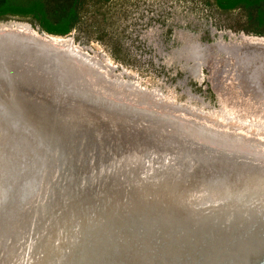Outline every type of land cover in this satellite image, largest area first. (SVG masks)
Wrapping results in <instances>:
<instances>
[{
	"label": "rangeland",
	"instance_id": "obj_1",
	"mask_svg": "<svg viewBox=\"0 0 264 264\" xmlns=\"http://www.w3.org/2000/svg\"><path fill=\"white\" fill-rule=\"evenodd\" d=\"M13 27L66 43L71 40L76 48L108 66L111 77L123 84L117 88L104 83L95 70L74 64L71 59L56 63L55 71L41 69L40 60L33 56H20L19 60L16 55L0 52V191L6 192L2 198L6 201L0 200V250L22 212L36 211L47 202L52 212L59 209L58 191L63 192L65 181V196L73 192L69 189L73 187L103 194L108 186L105 183L113 178L131 179L139 185L149 181L152 185L155 172L162 171L163 180L179 184L181 179L187 190L188 184L203 188L212 176L225 181L237 176V181L243 172L238 168L241 162L248 168L264 164L259 157L240 154L237 148L241 137L248 145L249 141L253 146L264 145V68L252 71L250 62L236 61L235 56L216 47L220 42L236 46L244 41L264 43V0H0V29ZM182 34L191 35L201 46L207 45L210 62L201 65L200 77L198 71L190 70L193 61L180 57L186 50ZM104 67L103 71L109 69ZM88 81L97 84L98 91L85 88ZM135 90L142 93L144 101ZM93 95H102L114 104L94 100ZM92 98L101 107L111 104L114 113L110 118L122 120L129 131H135L134 138H111L106 125L95 126L94 110H103L97 106L91 105L89 113L79 118L77 113L84 112L81 104ZM128 104L136 107H132L134 111ZM11 116L19 121L29 145L17 144L15 128L7 120ZM70 120L74 134L68 126ZM86 123L88 135L80 137ZM145 128L152 136L142 135L141 139L140 132ZM216 159L235 163L237 172L230 171L233 164L227 166L229 171H218L213 163ZM196 162L208 163L198 167ZM31 185L33 199L24 195ZM138 190L145 192V188ZM54 198L55 203L50 205ZM125 200L123 203L129 202ZM241 203L238 205L251 204ZM94 205L84 203L85 216L97 211ZM214 205L207 204V211H214ZM225 206L236 208L231 201L219 204L217 211H226ZM12 215L15 219L8 223L6 219ZM226 216L229 220L233 215ZM83 219L74 221L75 228ZM111 262L123 264L124 259Z\"/></svg>",
	"mask_w": 264,
	"mask_h": 264
},
{
	"label": "bare ground",
	"instance_id": "obj_2",
	"mask_svg": "<svg viewBox=\"0 0 264 264\" xmlns=\"http://www.w3.org/2000/svg\"><path fill=\"white\" fill-rule=\"evenodd\" d=\"M52 38L51 36L46 37L37 35L30 30L14 27L2 28L0 29V52L7 55H16L19 57V60L20 56L23 57V59H32L33 56L40 60L39 66L41 69L50 67L55 71L57 70L56 63L59 61L63 63V60L66 59L68 62V59H71L74 61V64L78 63L83 65V68L95 70V75H100V81L104 82L103 75L106 73L104 71L103 74L99 70V67L101 69L104 67L100 61L89 59L83 51L68 46L64 41L54 40ZM186 38L187 44L184 46L186 48L185 55L188 60L194 61L191 72L196 73L198 71L197 76L199 77V65L210 62V56L206 55L207 45H205V47L201 46L198 42L194 41V37L192 38L191 35L186 34ZM243 43L236 46L233 43L224 44L220 42L216 44V47H219L220 51L225 52L229 56H235L234 59H236V61L245 60L247 63L250 62L251 65L249 67H251L252 71L258 68H264V43H254L251 41H247L245 44ZM34 64L36 65L35 61L33 62V65ZM3 67H5V65H3ZM10 67L13 68L11 65ZM76 71L77 70H75V72ZM73 72L74 71H72V73ZM68 73H71V71ZM70 79L69 81L73 82V80ZM72 84V86L75 85L74 83ZM97 86L98 85L94 82L91 84V82L88 81L85 88L92 92H96L98 90H96ZM93 96L95 97V95ZM101 96H96L94 100L99 98L103 102L114 104L112 100H107ZM92 100L93 98L91 101H87L88 103L86 102L84 105L81 104L84 112L79 111L77 113L78 117L80 118V116L84 117L87 115L86 113H89L90 108H92L91 105L97 106L98 109L103 110H101V112L97 109L96 111L94 110V112L97 113L95 126L101 125L102 123L109 128V137L111 136V138H114L118 136L126 141H130L132 131H129L119 118H110L109 115L114 113L110 110L111 104H108V106L105 105L106 107H101L99 103ZM118 105L120 104L118 103ZM132 107L130 109H132ZM1 109L2 108H0V110ZM70 110L71 112L73 111L71 108ZM104 110L108 112H104ZM5 112L4 110V114ZM90 116L93 117L92 115ZM144 116H146V114ZM170 116L172 115L170 114ZM66 119L69 118L66 117ZM7 120H9V124L15 128L13 135L16 138L17 144L21 147L29 145V140L25 136L26 134L19 129L20 125L16 117L11 116ZM87 124L89 123H86L85 129L82 130L80 137L88 135ZM71 125L72 122L70 120L68 124L70 129ZM263 126L262 124V128H264ZM71 130L72 134H74L75 126L74 128L72 127ZM143 131L145 132H140L143 133V136L146 135V138L151 137L150 131H147L146 128ZM229 132L232 134V131ZM238 137L235 136L237 139ZM241 139L244 138L241 137L240 141L238 140L240 142L238 146L233 145L237 146L239 152L241 151L240 154H250L264 160V145L253 146L252 141H249L250 143L248 145V141H243ZM229 141L232 140L230 139ZM236 143L237 142L234 141V144ZM177 153L175 152V157H177ZM14 158L15 157H13V159ZM221 162L222 161L218 159L213 162L216 169L220 172L227 170L232 164L234 167L235 164L232 162ZM207 163L208 162H196L198 167H203L202 164ZM247 163L249 164L248 161ZM6 165L8 166V164ZM3 166L4 165H2V168ZM247 166L242 162L239 164L238 168H243V172L239 174L237 181V176H232V180H226L228 183H225L223 179L217 180L218 176H212L208 177L209 183L205 184L203 188H201L200 184H188L186 186L187 190H185V185L182 183L181 179H179L181 182L179 184H175V182L171 181L167 182V178L163 180L161 178L163 177L161 175L163 173L162 171L155 172L153 179L154 184L152 185L148 184L149 181L144 185H139L134 184L131 179L127 181L123 178H117L118 180L115 181V178H113L105 183L108 186L103 189V194H92L91 192H87V190L73 187L69 188L70 190L72 189L73 192L65 196L64 192L68 189V185L64 187V184L67 182L65 181L61 186L63 192L61 193V191H58V193H60L58 196H60L61 199L56 202L58 204L56 209L59 208L57 211L52 212L53 209L49 207V203L47 202L36 211L29 210L28 212L27 210L18 216L17 225L15 224L14 228L9 230L4 241V246H1L0 264H116L111 261L115 260L116 262L123 259V264H264V164L259 162V164L254 167L248 168ZM230 171L235 174L237 168L234 167V169ZM211 175H213V173H211ZM222 176L223 174L221 177ZM3 180L5 179L3 178ZM142 188H145V192L143 190H138ZM33 190L34 186H29L28 189L25 190L24 195L34 198ZM196 191L199 193H196ZM5 194V191H0V200L6 201L5 198L2 199L6 197L4 196ZM228 196H230V198L226 202L232 201L236 205V209L227 208L228 205L225 206V208H227L226 211L214 210L215 212L210 213L208 216L204 215L203 217L201 216V218H195V214H197L198 217L205 203L210 205L216 203L215 206H218L217 203L222 201H220V199ZM56 198L52 200L50 205L55 203ZM125 198H128V203H123ZM241 201H247L248 204L251 203V207L248 209L246 207H241L238 205L242 204ZM88 202L94 203L95 205L93 208L96 207L97 211L91 212L88 216H85L84 203ZM0 203H2V201ZM197 204H199L200 207L202 206V208H199ZM118 207H120V212L118 211ZM205 207L207 211L208 206ZM190 211H194V215L191 214L190 216ZM88 212L89 211H87V213ZM229 214L233 215L234 218L232 221L229 219L228 221L230 222L225 221L226 225L221 226L222 232L221 229L212 231L211 227L214 221ZM13 216L15 215H12V217L10 216L6 221L12 223L15 219ZM78 218L84 219L79 223V226L75 228L74 221ZM194 224L200 226V232L197 233L198 227H195ZM228 226L233 229L227 230L226 227ZM17 235L19 236L18 239H16ZM192 243L195 248L192 246ZM5 244H7V246ZM132 245L135 247L131 248L130 246ZM119 247H122V250H119ZM81 249H83V252ZM124 255L126 256L125 258ZM187 256H189V258H186ZM183 260H187V262L184 263Z\"/></svg>",
	"mask_w": 264,
	"mask_h": 264
},
{
	"label": "water",
	"instance_id": "obj_3",
	"mask_svg": "<svg viewBox=\"0 0 264 264\" xmlns=\"http://www.w3.org/2000/svg\"><path fill=\"white\" fill-rule=\"evenodd\" d=\"M100 112H101V111H100ZM113 118H115V117H113ZM134 133H135V131L132 132V134H134ZM140 134H141V138H142L143 133H140ZM150 135L152 136V134H150ZM132 138H134V137L132 136V137H131V140H132ZM225 183H228V182L225 181ZM200 190H201V189H200ZM200 190H199V191H200ZM196 193H198V191H196ZM229 198H230V196H228V197H226V198H223V199H220V201L222 200V203H219V204H220V205L225 204V202H226ZM183 199H184V197H183ZM187 199H188V196H187ZM230 203H231V202H230ZM219 204H217V205H219ZM226 204H227V202H226ZM197 205H199V204H197ZM205 206H207V203L204 204V208L201 209L202 211H200V213L198 214V217H197V214H195V215H196L195 218H201V216L203 217L204 215H205V216H208L210 213L214 212V211H211V212H210V211H206V210H205V208H206ZM198 207H199V208H202V206L200 207V205H199ZM241 207H245V206H241ZM250 207H251V206H249V207L246 206L247 209L250 208ZM232 208H233V209H236L235 207H232ZM207 209H208V208H207ZM195 210H196V207H195ZM214 210H218V209H217V206H215V205H214ZM193 212H194V211H190V212H189V213H190L189 215H190V216H191V214L194 215ZM208 212H209V213H208ZM229 215H230V214H229ZM211 217H212V216H211ZM211 217H210V218H211ZM226 217H227V216H226ZM210 218H209V219H210ZM233 218H234V217L231 216V217H230V221H232ZM218 219H219V218H218ZM223 221H224V222H223ZM225 221H228V219H226L225 216H223V218H221V219H219V220L216 219V220L214 221L212 227H211V228H212V231H214V230H215V231H218L219 229H221V226L226 225V224H225ZM230 221H228V222H230ZM219 222H220V223H219ZM195 223H196V222H195ZM194 225H195V227H198V231H197V233L200 232V226H198V224H194ZM226 228H227V230H228V229H233V228H230V226H228V227H226ZM234 228H235V227H234ZM221 232H222V229H221ZM202 233H203V232H202ZM216 234H217V233H216ZM232 240H233V239H232ZM232 240H230V241H232ZM202 241H203V240H202ZM202 241H201V242H202ZM192 246L194 247L193 243H192ZM194 248H195V247H194ZM186 258H189V256H187ZM184 259H185V258H184ZM183 261H184V263L187 262V260H183Z\"/></svg>",
	"mask_w": 264,
	"mask_h": 264
},
{
	"label": "flooded vegetation",
	"instance_id": "obj_4",
	"mask_svg": "<svg viewBox=\"0 0 264 264\" xmlns=\"http://www.w3.org/2000/svg\"><path fill=\"white\" fill-rule=\"evenodd\" d=\"M182 35H185V36H183L182 37V41H183V44H184V46L187 44V38H186V34H182ZM68 46H70V47H74V48H76V46H74V44H73V42L71 41V40H68V42L66 43ZM76 49H78V48H76ZM80 50V49H79ZM87 55V54H86ZM180 57H183V58H186V55H185V52L184 53H181V55H180ZM87 58H91V59H93V60H97V59H95V58H92V57H90V56H88L87 55ZM187 59V58H186ZM99 61V60H98ZM187 61V60H186ZM97 62V61H96ZM101 62V61H100ZM194 62V61H193ZM102 65H103V63H101ZM201 65L202 64H200L199 66V69L201 68ZM104 66V65H103ZM105 67H107V68H109L108 66H106L105 65ZM104 67V68H105ZM106 68V69H107ZM102 69H103V67H102ZM100 67H99V70L104 74V71H105V73L106 74H104L103 75V81L104 82H108V83H110V84H112V85H115V86H118V88H120V86L123 84L122 82H121V80H114L112 77H111V70H110V68L108 69V71H106V70H102ZM190 70H191V68H190ZM107 72H108V75H109V77H108V75H107ZM110 72V73H109ZM200 75V74H199ZM200 77V76H199ZM110 80V81H109ZM122 83V84H121ZM125 84V83H124ZM120 85V86H119ZM124 86H126V85H124ZM126 91H128V86H126ZM97 90V89H96ZM98 91V90H97ZM135 94L136 95H138V96H140L139 97V99L141 100V101H144L143 99H142V96L143 95H141L142 93L141 92H139L138 90H135ZM146 95V94H145Z\"/></svg>",
	"mask_w": 264,
	"mask_h": 264
}]
</instances>
